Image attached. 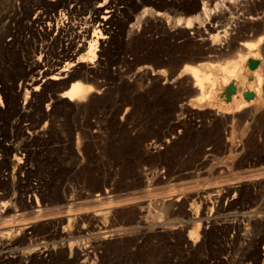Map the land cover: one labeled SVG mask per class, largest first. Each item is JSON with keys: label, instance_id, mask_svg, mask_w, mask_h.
<instances>
[{"label": "rangeland", "instance_id": "374dc122", "mask_svg": "<svg viewBox=\"0 0 264 264\" xmlns=\"http://www.w3.org/2000/svg\"><path fill=\"white\" fill-rule=\"evenodd\" d=\"M84 1L0 0V233L18 237L0 264H261L264 0H110L93 99L72 110L49 85L18 114L31 62L70 38L31 27L38 12L80 22ZM241 57L245 77L225 83L216 66ZM190 67L216 82L210 100Z\"/></svg>", "mask_w": 264, "mask_h": 264}, {"label": "bare ground", "instance_id": "6f19581e", "mask_svg": "<svg viewBox=\"0 0 264 264\" xmlns=\"http://www.w3.org/2000/svg\"><path fill=\"white\" fill-rule=\"evenodd\" d=\"M84 2H83V4L85 5ZM89 3L91 4V7H92L91 11L87 17L82 19V21L79 20L80 22H76L74 20L73 16L75 15L74 13L76 11L73 9L67 10L68 9L67 8L66 12L61 11V13L59 12L58 15H49V14H45L42 12H38V15H37V12H36L37 16H36L34 23L32 24L31 27L34 26L36 28H40L39 31H41L43 33V35L46 34V36L50 35L53 31H55L59 37H62V36L66 37L67 35H69L70 38L67 40L68 44H66L65 46L64 45L62 46V50L59 51L57 55L55 54L56 57L52 58L53 60H49L50 57L48 58V56H50V55L46 56V55H44L43 50H40V56L31 62L32 65L30 64L31 65L30 68L34 71V73H35V71H37V72H39V74L37 77L35 76V77H32L30 80L25 81V83H23V85L21 87V90L19 89L20 91L16 92V95L14 96L15 97L14 98V104H15L14 106H15L16 112L18 114H20L22 111L21 100H22V95H23L22 93L24 91L27 92L26 94L28 95L29 98L32 97V98L44 99L43 96L40 95V90L47 88L49 85H55L56 87H58L60 90H63V91L70 88L69 91H67V92L65 91V93L62 94L60 97L63 100H67V102L69 104L68 107L72 110H79V109H82L83 107H85L84 106L85 102L91 101L94 97V93L98 92V90H96L95 88L97 87V89H98L100 87V85L90 76L94 71V67L91 65H93V64H95V62H97V52L99 51V47H101V48L104 47V45H105L104 43H106V41L109 39V36L111 35L110 28H111V26L115 20L116 12H115V10H113L110 0H91ZM73 4H75V3H73ZM90 4H89V6H90ZM78 6L80 7V5H78ZM76 7H77V5H76ZM77 9H78V7H77ZM79 11H81V10H79ZM203 11H205V10L203 9ZM80 13H82V11ZM85 14H86V12H85ZM77 16H79V15H77ZM38 35H39V33H38ZM262 40L263 39L260 40L261 45L263 43ZM61 42H62V40H61ZM60 44H62V43H60ZM63 44H64V42H63ZM245 47L249 48L248 45H245ZM254 47H256V44L254 46H250V48H249L250 52H248V53H249V55H252L251 63L253 65H257L256 64L258 61L257 59L260 56H259V52L257 50H256V52H255V50H253ZM244 60H245V57H241L240 61H237L233 64H230V65L226 64L227 66H222V65L216 66L219 69V71H221L224 74L225 83H229L231 81H237V79H241V78L245 77L246 69L242 70V72H240V74H239V69L241 67V64L244 63ZM187 70H191L189 76L191 77V80L193 82V89L192 90L198 95L197 96L198 102H204L207 99L210 100L212 98V96H210L209 91H208L209 93L206 92L207 89H205V86L206 85H209V86L212 85L211 83H213V82H210L211 76L210 75L208 76V75L202 73L198 69V67L197 68H195V67L191 68L190 67ZM29 73H31V71ZM29 73H27V74H29ZM78 73L84 74L86 81L90 84L84 85L81 82H73L77 79L76 75ZM255 74H257V78H258L257 80L259 81V84H261V82L263 81L262 80L263 78L261 75L262 72L260 74L257 71V73H255ZM215 83H213V84H215ZM212 86H214V85H212ZM194 92H192V93H194ZM211 95H212V93H211ZM25 100H27V99H25ZM243 101H245V100H243ZM245 104L247 105V103H245ZM235 105L239 111L245 107L244 104H242L243 106H240V105H238L237 102H235ZM235 105H233V106H235ZM14 106H13V108H14ZM194 106H193V109H196V108H194ZM229 111H226V114L232 112L231 110H229ZM215 114L217 117L218 116L222 117V115H220L221 112H216ZM27 129H30V128L28 127ZM24 130H26V129H24ZM44 135H45V133H44ZM254 186H255V184H254ZM18 198H20V197H18ZM27 202H25V203H27ZM32 202H34V201H32ZM35 204L37 207H40V203L38 201ZM26 205H28V204H26ZM26 207L33 209V207H31V206H26ZM245 217L249 218L248 216H245ZM236 227H238V226H236ZM241 227H242V225H241ZM241 227H239V228H241ZM233 228H235V227H233ZM16 244H18V237H17V235L13 236L12 230L11 231L9 230L8 232H5V233H0V247H5L6 249H11V248L15 247ZM5 248H4V250H5ZM50 253H52V252L50 251ZM48 255H50V254H48ZM61 256H63V255H61ZM19 258H21V257H19ZM8 259H9V257L5 258V260H8ZM40 259H42V258H40ZM261 264H264V260L262 261Z\"/></svg>", "mask_w": 264, "mask_h": 264}]
</instances>
